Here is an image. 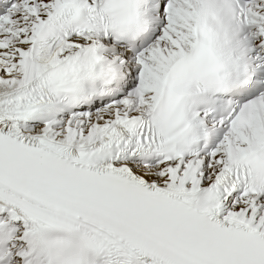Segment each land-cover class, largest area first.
Returning <instances> with one entry per match:
<instances>
[{
    "label": "snow or ice",
    "instance_id": "obj_1",
    "mask_svg": "<svg viewBox=\"0 0 264 264\" xmlns=\"http://www.w3.org/2000/svg\"><path fill=\"white\" fill-rule=\"evenodd\" d=\"M0 264H264V0H0Z\"/></svg>",
    "mask_w": 264,
    "mask_h": 264
}]
</instances>
